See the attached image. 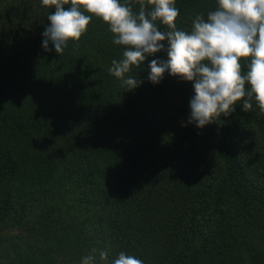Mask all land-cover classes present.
Returning a JSON list of instances; mask_svg holds the SVG:
<instances>
[{
    "label": "trees",
    "instance_id": "1",
    "mask_svg": "<svg viewBox=\"0 0 264 264\" xmlns=\"http://www.w3.org/2000/svg\"><path fill=\"white\" fill-rule=\"evenodd\" d=\"M132 6L138 13L139 0ZM176 7L177 29L190 32L218 4ZM54 11L0 0V264H81L92 249L95 264L120 252L143 264H264L255 100L197 128L188 123L192 82L148 80L151 60H167L166 41L132 69L142 83L127 91L109 72L125 48L100 18L62 54L44 50Z\"/></svg>",
    "mask_w": 264,
    "mask_h": 264
},
{
    "label": "clouds",
    "instance_id": "2",
    "mask_svg": "<svg viewBox=\"0 0 264 264\" xmlns=\"http://www.w3.org/2000/svg\"><path fill=\"white\" fill-rule=\"evenodd\" d=\"M42 6L55 9L43 32V48L49 43L62 54L69 41L78 42L93 17L100 18L113 34V43L124 46L122 59L113 60L109 72L122 81L127 91L142 81L130 74L147 57L165 51L167 60L153 59L148 80L158 84L165 73L192 82L188 123L197 128L228 116L238 102L249 112L253 99L264 113V0H217L218 7L197 15L191 31L178 30L176 0H139L138 13L132 0H41ZM68 6L67 8L65 6ZM150 9V10H149ZM87 13V14H85ZM157 21L166 31L157 27ZM246 72L242 73V64ZM248 85V87H246ZM97 249L82 257L81 264H95ZM107 251H99L102 262ZM111 264H143L133 255L120 252Z\"/></svg>",
    "mask_w": 264,
    "mask_h": 264
}]
</instances>
